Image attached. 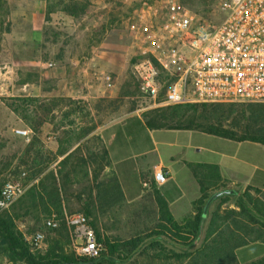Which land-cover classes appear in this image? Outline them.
<instances>
[{"label":"rangeland","instance_id":"374dc122","mask_svg":"<svg viewBox=\"0 0 264 264\" xmlns=\"http://www.w3.org/2000/svg\"><path fill=\"white\" fill-rule=\"evenodd\" d=\"M13 1L15 0H0V100L39 99V106H42V110H38L39 116H42L45 109L50 110V113L40 122L41 118L39 119L38 115H32L33 109L28 103H22L24 104L22 106L20 102L17 113L5 107V102V106L0 103V188L6 182H12L22 189V195L7 209L0 211V214L8 213L12 217L15 213H20V210H15L17 202L23 199L33 186L37 187L39 181L43 186H47L48 181L45 180V176L49 172L56 174L57 165L70 154L73 155L72 151L56 163L55 154L51 153L53 150L56 155H64L66 148H71L79 141L80 155L84 153L81 157L85 158L89 154L101 152L96 137L90 136L92 132L88 129L89 126H96V124L93 123L94 117L89 115L93 111V103L89 104L90 101L84 97L86 90L82 85L83 77L81 76L84 70L87 73L86 78L92 76L93 80L103 83V90H105V76H108L113 84L116 75L128 80L132 101L125 100L121 96L111 104L106 103L108 112L113 111L112 107H123L126 103L138 108L147 106L146 102L139 98L138 83L131 63L133 51L130 26L133 23V13L139 4L146 1L149 4L162 5L167 1H176L190 10L196 20L217 25L222 20L219 8L224 0H45L41 58L46 63L42 69L46 73L40 81L43 95L38 98L23 97L21 94L24 93L19 90L23 81H34L36 75L33 71H25L16 65L19 61L18 48L23 43L15 41V36L9 33ZM16 36L23 37L20 34ZM13 52H16L15 55L12 54ZM99 57H103V60L100 59L101 64L97 61ZM72 58L77 59L76 67H73L71 63ZM85 63L88 64V69ZM3 86L8 90L12 89L10 93L12 96L8 97L4 94ZM69 86L71 87L69 91L72 93L68 92V94L72 95L67 94L66 90ZM113 90L105 91L108 93ZM103 109L100 107L97 115L102 116L105 113ZM234 110L245 112L238 118L242 120L239 123L233 122L234 116L231 113L224 114V126L235 131L246 124L264 129V105H234ZM101 118L103 117L96 116V120ZM17 129L28 132V141L14 134L13 131ZM35 156L40 157L41 162L48 161L49 167L45 172L32 178L31 167ZM91 170L93 171V167L87 169L90 177L84 179L82 168L77 175L78 178L64 188L62 218L70 214H83L82 209L87 204L88 194L91 192L92 196H100V199L91 205L94 210V220L88 219L103 238L126 241L134 235L145 236L152 232L155 222L154 211L151 208L146 209L145 204L140 209L126 205L115 198L105 201V192L113 187V179L102 172L99 173L97 180H91ZM57 184L59 185L60 182ZM223 184L224 187L217 189V192L223 191L225 194L227 191H234L242 194L246 190V188ZM250 194L264 202V190L260 193L250 192ZM228 198L229 201L223 204L222 208L233 209L236 198ZM218 203V200L213 201L210 212ZM53 217L59 219L54 213L33 214L16 222L24 240L36 232L43 233L44 241L41 247L36 250L30 248L32 253L44 252L45 241L51 236V230L46 229L44 224ZM68 233L70 249L75 252L74 240L69 230ZM202 236L203 223L201 222L192 248L186 249L177 243H173L172 248L176 252L184 250L193 252L200 246ZM174 240L178 239L174 238ZM160 242L164 243V241ZM148 252L152 255L160 253L157 250H148ZM124 264H147V262L145 259L135 257ZM155 264H163V262Z\"/></svg>","mask_w":264,"mask_h":264},{"label":"trees","instance_id":"16d2710c","mask_svg":"<svg viewBox=\"0 0 264 264\" xmlns=\"http://www.w3.org/2000/svg\"><path fill=\"white\" fill-rule=\"evenodd\" d=\"M20 102L30 104L33 109L32 115L39 116L38 110H42L39 99L0 100V103L13 113L18 112ZM243 112L234 110V105H183L150 110L142 117L150 129L197 131L235 142H252L264 147V129L246 124L235 131L223 125L224 114L231 113L234 116L233 122L239 123L242 119L238 120V118L242 117ZM49 113L50 110L45 109L42 116H39L40 122ZM32 164V178L45 172L49 167L48 161L41 162L38 156H35ZM106 165L103 151L83 158L79 150L75 149L73 155L70 154L57 165L56 174L49 172L45 176V180L48 181L47 186H43L39 181L37 187L33 186L23 199L17 202L15 210H20V213H15L13 217L8 213L0 214V244L5 248L3 254L7 260L13 264H124L136 257V259H145L147 264L161 262L163 264H238L235 258L237 249L253 243H264V202L250 194V192L260 193L261 190L247 187L242 194L234 191H227L225 194L223 191L217 192V189L224 187L218 168L197 165L190 166L200 190V197L192 203V216L181 224L176 223L166 203L155 195L157 219L152 232L145 236L134 235L126 241L108 239L103 238L90 222L97 240L105 246V252L94 259L79 258L70 249L69 233L63 223V190L78 178L77 175L82 168L84 171L82 176L88 179L87 169L93 167L91 180H97ZM57 182L60 184L58 185ZM228 197L236 198L233 209L222 208V205L229 201ZM112 198L122 201L115 181L113 187L105 192L104 200L110 201ZM98 199L100 196L94 197L91 192L88 194L87 204L82 209L85 217L94 220V210L91 205ZM215 200L219 203L209 212L200 246L193 252L174 251L173 243L186 249L194 246L203 209L207 203ZM52 213L58 216L60 226L51 230V236L45 241L46 248L43 253H32L16 222L29 215ZM148 250H157L160 253L152 255ZM248 264H264V257Z\"/></svg>","mask_w":264,"mask_h":264},{"label":"built area","instance_id":"2783aa9c","mask_svg":"<svg viewBox=\"0 0 264 264\" xmlns=\"http://www.w3.org/2000/svg\"><path fill=\"white\" fill-rule=\"evenodd\" d=\"M217 25L196 20L176 1L162 5L144 1L133 13L132 69L139 98L147 111L183 105H264V0H224ZM103 75V74H101ZM104 89H114L104 77ZM14 134L28 141V132ZM156 185L165 174L156 171ZM22 195L19 185L6 182L0 188V211ZM79 258H98L105 246L97 240L83 214L63 217ZM60 220L51 218L44 227L55 230ZM32 250L44 241L42 232L25 239Z\"/></svg>","mask_w":264,"mask_h":264},{"label":"crops","instance_id":"0c3cea01","mask_svg":"<svg viewBox=\"0 0 264 264\" xmlns=\"http://www.w3.org/2000/svg\"><path fill=\"white\" fill-rule=\"evenodd\" d=\"M44 2L15 0L11 6L9 33L15 36V41L23 43L18 48L19 61L16 65L36 75L34 81L22 82L19 90L24 93L21 94L23 97L38 98L43 95L40 81L46 73L42 71L46 63L41 58ZM18 34L24 38H18ZM100 59L103 60V57L98 58V64L102 63ZM71 63L76 67L77 59L72 58ZM85 65L88 69V64ZM86 74L84 70L81 75L86 90L84 97L90 101L89 104L93 103V111L89 115L94 117L93 123L96 124L89 126L92 132L90 136L96 137L99 148L105 153L107 165L103 172L115 181L122 202L126 205L141 209L145 204L146 209L154 211L156 221L154 197L158 195L166 203L173 220L178 224L183 223L192 216V203L200 197L199 186L190 170V166L197 165L216 166L221 179L228 186L264 190L263 146L252 142H235L197 131L150 129L143 120L144 111L133 104L112 107L113 111L108 112L106 103L111 104L121 96L132 101L128 80L116 75L113 92L106 93L103 83L93 80L92 76L86 78ZM4 87V94L12 96V89ZM70 88H67V94L72 93ZM100 107L105 112L102 116L97 115ZM96 116L103 118L97 121ZM55 148L58 149L57 143ZM75 149H79V141L71 148H66L64 155H56L55 150L51 153L55 154L58 163ZM159 170L165 174L166 180L156 185L153 175ZM212 203H207L203 209V229ZM4 249L0 244V264H12L4 256ZM262 257L264 243H253L235 251L238 264H248Z\"/></svg>","mask_w":264,"mask_h":264}]
</instances>
